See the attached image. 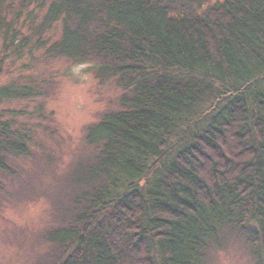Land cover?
<instances>
[{
  "label": "trees",
  "instance_id": "obj_1",
  "mask_svg": "<svg viewBox=\"0 0 264 264\" xmlns=\"http://www.w3.org/2000/svg\"><path fill=\"white\" fill-rule=\"evenodd\" d=\"M209 2L0 0V78L26 70L0 82V207L36 194L26 160L56 159V76L28 70L64 58L122 91L53 176L36 264H213L232 244L264 264V0Z\"/></svg>",
  "mask_w": 264,
  "mask_h": 264
},
{
  "label": "rangeland",
  "instance_id": "obj_2",
  "mask_svg": "<svg viewBox=\"0 0 264 264\" xmlns=\"http://www.w3.org/2000/svg\"><path fill=\"white\" fill-rule=\"evenodd\" d=\"M216 1L210 0L209 3ZM19 64L6 65L0 82H8L26 71L20 69ZM28 71L35 75L56 76L57 86L47 100V109L54 112V125L58 131L56 139L59 141L54 144L52 139L46 141V144H52L56 157L52 171L45 169L41 162L40 165L34 160L24 163L25 176L31 177L36 194H22L4 201L0 207V264H36L39 255L47 250L40 237L53 218L48 195L54 192L53 185L59 187L53 176L59 179L65 174L67 165L85 148L86 127L98 121L106 110L115 109L122 92L111 81L102 84L88 64H75L64 58L38 62ZM10 105L22 108L26 104L19 101ZM34 105L31 103L29 108ZM14 185L17 186V182ZM13 186L11 189L14 190ZM213 264H254V259L242 244H232L227 250H218Z\"/></svg>",
  "mask_w": 264,
  "mask_h": 264
}]
</instances>
